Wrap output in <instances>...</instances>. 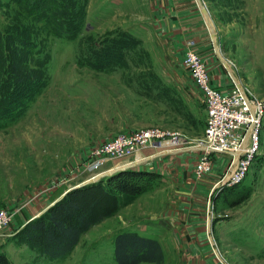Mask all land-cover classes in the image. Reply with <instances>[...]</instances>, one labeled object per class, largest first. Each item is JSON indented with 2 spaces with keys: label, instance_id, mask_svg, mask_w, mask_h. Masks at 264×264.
Here are the masks:
<instances>
[{
  "label": "rangeland",
  "instance_id": "obj_1",
  "mask_svg": "<svg viewBox=\"0 0 264 264\" xmlns=\"http://www.w3.org/2000/svg\"><path fill=\"white\" fill-rule=\"evenodd\" d=\"M180 1L187 30L193 25L195 31L197 18L213 60L217 58L214 51L218 54L215 49L224 53V44L228 43L223 58L235 71L237 45L233 37L246 27L247 16L253 15L254 8L263 5L264 0H200L214 26V40L196 1ZM186 1L194 5L197 14L184 10L189 6ZM125 2L129 10H137L140 21L152 24L147 17L149 4L141 8L140 0ZM104 3L108 6L109 0ZM101 10L99 23H109L110 7ZM19 11L0 0V26L13 21ZM22 16L18 14L16 21H29ZM93 16L95 20L90 22L95 24L96 14ZM123 27L115 26L97 35L85 34L86 29H82L74 38L36 35L50 53L49 81L18 117L0 126V208L11 212L10 223L0 231V264H117L113 234L120 226L126 228L124 210L121 211L124 205L91 225L71 252L59 259L47 258L14 234L67 187L128 163L138 153L159 150L153 146L130 156L99 150L121 132L158 126L165 131L167 140H176V144H162L164 149L192 144L201 148L206 119L204 99L182 61L194 37L183 39L175 51L161 39L158 42L151 38L149 46L136 43L121 50V56L114 58L106 70L79 61L83 44L97 46L106 34L130 32ZM135 38L138 41L139 37ZM196 52L209 70L205 57ZM256 145L248 156L241 155L245 166L236 169L237 177L232 174L229 179L226 169L233 160L229 152L208 154L211 168L201 173L195 171V165L204 154L202 148L139 164L130 162V169L139 174L129 177L143 188L133 200L152 193L148 200L159 204L154 209L158 213L160 209L168 223L151 220L163 243V261L138 264H204V248L210 249V242L217 245L219 257L227 264H264V106ZM217 161L220 163L215 167ZM221 179L225 180L220 183ZM118 192L124 198L132 190ZM210 251L218 263L222 262Z\"/></svg>",
  "mask_w": 264,
  "mask_h": 264
},
{
  "label": "trees",
  "instance_id": "obj_2",
  "mask_svg": "<svg viewBox=\"0 0 264 264\" xmlns=\"http://www.w3.org/2000/svg\"><path fill=\"white\" fill-rule=\"evenodd\" d=\"M88 1L2 0L18 8V14L22 13V17L29 21L17 22L16 14L13 21L5 27L0 26V126L18 117L30 99L49 81L47 63L50 53L37 41L36 35L44 33L74 38L84 26ZM113 34H106L97 46L83 44L79 61L106 70L114 58L121 56V50L137 43L130 32ZM135 174L139 172L129 167L68 190L38 215L27 219L14 236L37 247L47 258L66 256L91 225L116 213L140 193L143 188L130 178ZM118 189L132 192L128 195L124 192L126 196L123 198ZM113 244L117 264L163 261L158 239L133 229H117Z\"/></svg>",
  "mask_w": 264,
  "mask_h": 264
},
{
  "label": "crops",
  "instance_id": "obj_3",
  "mask_svg": "<svg viewBox=\"0 0 264 264\" xmlns=\"http://www.w3.org/2000/svg\"><path fill=\"white\" fill-rule=\"evenodd\" d=\"M104 1L105 0H89L85 23L82 28V29H86L85 34L91 33L97 35L108 29L114 28L115 26L124 25L123 28L125 29L128 28L131 34H133L135 37L136 36L139 37L137 44L141 46H149V44L151 43V38L156 39L158 42H160L161 39L162 41L168 43L170 49H173V51H175L181 46L183 39L187 38L188 36H192L194 38H191L192 40L190 41L189 45L192 49H194L195 51L197 50L199 53H201L202 56L205 57L210 71L209 72L210 83L212 86L220 89H229L236 84L234 80L235 78L239 86L240 87L242 86V90L244 88L249 93L250 96L260 100L264 106V4L263 5L257 4V6L254 4V6L256 7L254 8L253 15L247 16L245 20V22H247L246 27L240 29L238 33L235 35V37H233V42H235L237 45V51H236L237 64L235 67V71L231 69L232 73L234 72L233 73L234 78H233V76H231V74L225 67L222 60V57H224V55L226 54V49L227 47H229L228 46L229 44L228 43L224 44L223 47L224 53L217 54L213 49L215 53V57L218 58V59L215 58L213 60L212 59L213 57L210 56V51H209L210 49L208 47V42L206 39H203L204 34L202 33L200 26H198L199 20L197 18L195 19V25L197 26L195 27V31L193 25L191 29L187 30L186 28L187 24L185 21H183L184 11L180 0H140L139 3L141 8H143L144 4L146 5L149 4L148 11L150 16L147 17L151 19L152 24L151 23L145 24L144 20L143 22L140 21L139 20L140 17L136 12L137 10L135 11L131 9L129 10L125 0H109L108 6L107 3L103 4ZM195 1L198 8L199 6L197 4V0ZM187 5L189 6H186V8L184 9L185 11L188 10V12H190L191 14L194 13L197 14L193 4L189 2L187 3ZM92 6L94 11L92 10ZM101 7L108 9L110 7V11H111L110 14L112 20L109 23L108 22L99 23L100 20H98L97 18H100L99 16L101 15L102 12ZM142 12L145 13L144 10H142ZM93 13L96 14L97 22H95V24L90 22L91 20H95V16H93ZM127 13H130L131 16ZM202 17L204 19L203 15ZM239 23L240 22H238L237 24ZM130 24L133 26L126 27ZM216 59L217 61H215ZM153 146L158 147L157 149L159 150L158 151L154 150L152 152L145 153L143 155L146 156H142L140 159L131 162L139 164L140 162L150 161L151 159L156 160L158 159V157L161 156L164 157V155H169L172 153H178L188 150L194 151L196 149L197 150L201 149L197 145L192 144L180 148H169V149H164V146L160 147L155 145H148L146 147H143L141 150H144L145 148H152ZM219 163L220 161L215 162V167H218ZM151 196L152 193H149L145 196L142 194V196H138L135 200L127 203L121 208V211L124 210V214H125L124 216L125 222L123 221L124 222L123 225H125L126 228L133 229L140 234L156 237L158 241L161 243L163 249V243L161 239L156 235L155 233L156 230H154L155 227L154 224L151 222V220L161 221L162 223H164V225L168 223L164 222L165 214L163 215L160 212L161 211L160 209H159V213L157 209H154V208H158L157 206L159 204L156 205V202L152 204L151 201L148 200ZM146 202H148V206L146 205ZM121 211H119V213ZM155 213L156 215H154V217L151 216ZM122 227L120 226L117 229ZM207 227H208L207 234L210 235L209 225H207ZM211 238H213V236L211 237L210 235V239ZM209 244H210V249L215 253L217 259H219L220 252L217 248V245L211 242ZM210 249L209 247L204 248V252L207 253L206 261L204 264L226 263V261L225 263L223 261H222L223 263L220 261V259L224 260L222 257L219 259L220 263H218L213 258L214 256L213 254H211L212 252L210 251ZM144 262L151 263L149 261H144ZM197 264H201V263L197 262Z\"/></svg>",
  "mask_w": 264,
  "mask_h": 264
},
{
  "label": "built area",
  "instance_id": "obj_4",
  "mask_svg": "<svg viewBox=\"0 0 264 264\" xmlns=\"http://www.w3.org/2000/svg\"><path fill=\"white\" fill-rule=\"evenodd\" d=\"M182 61L201 90L206 109L203 138L199 143L204 154L196 163L195 171L201 173L211 168V161L206 158L208 154L229 152L232 153L233 160L228 164L226 174H230L234 170L231 173L234 175L236 169L245 166L246 161L241 158V155L247 154L248 156L257 146V129L260 124L263 103L250 96L244 88L240 89L236 84L229 89L212 86L206 63L191 47L186 48ZM164 143L166 146L172 143L176 144V140L174 138L170 141L167 140L165 131L158 126H151L121 132L105 142L99 150L130 156L148 145L161 147ZM166 146L165 149H167ZM224 180L221 179L219 182ZM10 221L11 212L6 208H0V231Z\"/></svg>",
  "mask_w": 264,
  "mask_h": 264
},
{
  "label": "water",
  "instance_id": "obj_5",
  "mask_svg": "<svg viewBox=\"0 0 264 264\" xmlns=\"http://www.w3.org/2000/svg\"><path fill=\"white\" fill-rule=\"evenodd\" d=\"M197 1H198V3H199V8H200L201 12H203L204 17H205V20H206V22H207V25H208V28H209V32H210V36H211L212 40H214V39H215V38H214V32H215V30H214V26H213L212 22H211L210 19H209V13H208V11H207V8L205 7V5H203V4L200 2V0H197ZM216 51L218 52V54H220L217 48H216ZM222 60H223V63H224V65H225V67L227 68V70L229 71V73L231 74V76H233V78H234V75H233V73H232L230 67L227 66V62L225 61V59H224L223 57H222ZM234 80H235L236 85H237L240 89H242V86H241V87L239 86V84H238V82L236 81L235 78H234ZM133 164H134V163H133ZM131 165H132L131 163L124 164V165H116L115 167H112V168H110V169H108V170H106V171H104V172H102V173H98V174L92 175V176L88 177L87 179H85V180H83V181H81V182H79V183H77V184H74V185H72V186H69V187H67V188H66V189H65V190H64V191H63L58 197H56L54 200H52V201H51V202H50L45 208H47L51 203H53L55 200H57L58 198H60V197H61L63 194H65L68 190H70V189H72V188H75V187H79V186L84 185V184H86V183H89V182L95 181V180L99 179L101 176H103L104 174H105V175H108V174H111V173H113V172H115V171H117V170H122V169L129 168ZM45 208H43V210H44ZM43 210H41V211H39L38 213L34 214L32 217L38 215V214H39L40 212H42ZM32 217H30V218H32ZM214 248H215V246H214ZM221 260H222V259H221ZM222 261L225 263L224 260H222ZM225 264H226V263H225Z\"/></svg>",
  "mask_w": 264,
  "mask_h": 264
},
{
  "label": "bare ground",
  "instance_id": "obj_6",
  "mask_svg": "<svg viewBox=\"0 0 264 264\" xmlns=\"http://www.w3.org/2000/svg\"><path fill=\"white\" fill-rule=\"evenodd\" d=\"M209 19H210V15H209ZM211 21V20H210ZM212 22V21H211ZM249 102H251V101H249ZM255 108V107H254ZM158 151V150H157ZM142 156H146V155H143V154H141V153H138L136 156H135V158H133V159H130L128 162H130V161H136V160H138V159H140ZM231 157L233 158V156L231 155ZM145 159V158H144ZM125 164H127V163H125ZM124 165V164H123ZM234 171V170H233ZM233 171H231V173L233 172ZM231 173L230 174H228L229 176L231 175ZM228 176V177H229ZM227 177V178H228ZM226 178V179H227Z\"/></svg>",
  "mask_w": 264,
  "mask_h": 264
}]
</instances>
